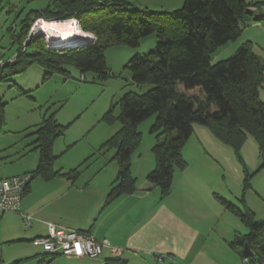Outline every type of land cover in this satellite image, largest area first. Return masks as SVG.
Instances as JSON below:
<instances>
[{
	"label": "trees",
	"instance_id": "obj_1",
	"mask_svg": "<svg viewBox=\"0 0 264 264\" xmlns=\"http://www.w3.org/2000/svg\"><path fill=\"white\" fill-rule=\"evenodd\" d=\"M129 4V0H52L44 8L29 11L22 18L19 31L12 34L19 45L16 58L0 70L9 65L14 71H22L38 64L44 68L43 81L56 73L73 77L74 70L84 79L86 73L93 72L87 81H104L111 75L105 55L109 47L136 46L140 38L156 32V48L144 55H133L127 65L134 83L153 86L143 93L127 91L102 117L107 123L120 124L100 147L113 150L112 159L119 164L108 200L136 190L131 162L142 138L138 125L154 114L157 117L152 131H158V141L152 151L156 166L148 179L161 188L163 195L170 192L175 170L187 165L183 147L195 123L206 125L233 148L244 167L245 194L251 189L253 172H249L241 150L249 136L256 140L263 158L261 167L264 166V100L260 95L264 59L253 50L251 41L215 63L211 53L237 39L247 23L264 21V0H185L182 7L172 11L132 8ZM41 17L77 19L81 28L95 33L96 38L77 47L52 46L43 34L29 36L33 22ZM186 90H197L199 96H190ZM4 106L0 102V132L6 123ZM65 129L66 125L56 119L55 110L35 126L33 149L39 153V160L35 169L28 172L32 177L51 179L63 175L73 180L80 175L83 164L66 172L54 167L57 156L53 145ZM220 200L249 228L246 234H236L230 246L242 254L247 242L254 252L247 264H264V221L256 219L244 195L240 197L241 205ZM52 257L46 254L45 259ZM108 264L124 262L111 257Z\"/></svg>",
	"mask_w": 264,
	"mask_h": 264
},
{
	"label": "crops",
	"instance_id": "obj_2",
	"mask_svg": "<svg viewBox=\"0 0 264 264\" xmlns=\"http://www.w3.org/2000/svg\"><path fill=\"white\" fill-rule=\"evenodd\" d=\"M1 1L0 56L7 60L16 58L19 45L12 34L19 31L23 17L14 18L9 22L10 15H1ZM127 53H124V58L132 54ZM75 72L73 77L56 73L49 80L43 81L44 68L38 64H31L22 71H14L9 65L0 70V102L5 103V125L6 105L26 97L38 102L39 96L35 93L34 84L40 88L58 75L55 79L65 85L72 81V78L81 79L80 74ZM87 78L86 75L85 79L80 81L86 82ZM35 79L38 83H35ZM53 94L58 95V91L55 89ZM107 108L103 103L98 104L95 113L83 120L70 138H66L67 133L64 132L61 138L55 140V169L66 172L83 164L82 172L73 180L63 175L51 179H45L41 175L31 178L20 205L21 211L34 216L30 226L25 225L24 217L20 213L0 212V264L109 263V247L104 248L98 257L57 255L46 260L44 248L35 244L34 238L47 234V222L88 231L99 238L109 239L114 246L124 249V264H247L248 259L244 257L243 252L239 253L229 242L236 234L248 233L249 228L220 200L223 198L238 205L242 204L240 197L238 202L230 201L221 195L220 189L226 185L229 176L225 163L227 151L234 153L236 157L233 148L219 140L212 132L206 131L203 140L198 141L199 148L192 145V157L196 161L195 156H199L196 166H192L190 155H185L187 165L175 170L170 192L163 195L161 188L148 179V174L156 166L152 148L158 141L157 135L156 139L149 135L146 142L143 144L142 141L132 156L131 170L136 178V190L108 200L109 192L118 176L119 164L112 159L113 150H100L101 145L118 130L115 131L114 126L117 122L107 123L102 119ZM56 112L58 111L55 110V116ZM27 114L25 110L19 111L17 120H21V117L25 119ZM48 114L46 110L33 116L35 123L25 129L28 130L26 136H31V141L27 143L24 138L15 142L18 143L16 145L20 147V152L25 151L26 145L30 146V150H34L35 126ZM56 119L63 125H70L65 123L64 120L70 118L64 113H60ZM194 125L196 132L198 126ZM92 135L94 137L90 140ZM1 136L2 133L0 152L5 153L9 143H3ZM83 140H88V143L81 146ZM257 150L259 153L258 144ZM183 153L185 154V149ZM38 160L39 156L37 164ZM261 160V163L257 160L259 165L252 170L251 189L243 194L245 172L241 163V181L235 183L238 187L241 186L240 196L244 195L245 203L255 212L256 219L264 221V166L261 167L263 158ZM37 164L19 170L16 175L31 172ZM202 167L205 168L204 171ZM199 202L205 204L202 211L194 205H199ZM216 202L221 204L218 210ZM178 206L181 209H178Z\"/></svg>",
	"mask_w": 264,
	"mask_h": 264
},
{
	"label": "rangeland",
	"instance_id": "obj_3",
	"mask_svg": "<svg viewBox=\"0 0 264 264\" xmlns=\"http://www.w3.org/2000/svg\"><path fill=\"white\" fill-rule=\"evenodd\" d=\"M51 1L52 0H2L1 15H10L11 17L8 20L9 22L14 18L21 19L22 17H25V15L30 10L46 7ZM184 1L185 0H129V2L131 3L129 5L132 8H149L152 10L172 11L182 7ZM262 9V13H264V8ZM255 12L257 11L255 10ZM91 33L94 36V40L96 35L93 32ZM158 40L159 38L157 36V33L153 32L140 38L139 43L136 46L117 44L109 47L106 50L105 55L111 75L104 81H101V83L99 84L91 83L89 81L83 82L80 81L81 79L75 80L72 78V81H69L68 83L63 85V83H60L55 79L58 76L56 75L54 79L45 83L40 88H37V84H34V88H36L35 93H37L39 96L38 102L33 101L31 97H26L23 99L14 100V103L6 105L7 125H5L3 131H1L0 133H2V142L9 143V147L6 149L5 153L4 151L0 152V177H10L12 175H16L17 173H19V170L26 167H33L37 164L36 162L39 153L37 151L35 152V150H30L29 145H26L24 152H20V147H18V145H16L18 143L15 142L19 140L22 141L24 138L27 143L31 141V136H26L28 130L25 129L30 127L31 124L35 123L36 120L33 118V116L40 114L41 111L46 112V110H48V113L50 114L52 111L57 110V117H59L60 113H64L67 117H69V120L64 121L66 124L70 123L69 126L68 124L66 125L65 129V134L67 133L66 138H70L71 134L77 130L79 124H81V122L88 118L92 113H95V108L98 106V104L103 103L105 107L108 106L109 108L112 103L118 102L121 96L127 91H137L143 93L150 89L153 86V84L151 83L137 85L133 82L132 72L130 68L127 67V65L133 55H144L149 53L150 51H153L156 48ZM248 41H251L253 50L258 55H261L264 59V21L247 23V25L243 29L242 34L237 39L231 40L228 43L219 46L213 53H211L212 62L215 63L217 61L230 57L238 51L240 46ZM89 42L90 41H88V43ZM59 47H63V45H59ZM126 52H128V55L132 53L131 56L124 58ZM75 71L76 70H74V72ZM75 74H77V72H75ZM86 74L88 76V79L93 76V72H88ZM34 81L35 83H38L36 79ZM75 82H81V84L78 85ZM55 89L58 91V95L56 96L53 94L55 92ZM179 89L185 90L182 86H180ZM186 91L190 96H199L197 90ZM9 95L10 93L6 96V98L9 97ZM260 95L264 100V82L260 87ZM22 110H25V113L28 114L25 119L21 117V120H17L19 111L22 112ZM119 111L120 108L117 104L116 112L119 113ZM80 117L81 119L79 120ZM156 117L157 115L154 114L139 123L138 129L143 137V140L141 138L140 145L142 144V141L143 144L144 142H146V140L149 138V135L156 139L158 131L155 130L151 132L152 125L156 121ZM195 124H197L196 126H198L196 132L194 131L192 133L183 147V152L185 149V154L183 153L184 157L186 158L187 154H189L190 159L192 160V166L194 167L196 166L199 156H195L197 158L196 161L192 157L194 156V154H191V152L193 151L192 145L194 144L197 146V148H199L198 141L203 140L204 135H206V131L212 132L206 125H199L200 123ZM114 126L116 131V129L120 127L119 122H117ZM20 129H22L21 132ZM93 137L94 135L90 137V140L93 139ZM13 142L15 143V145L12 144ZM87 143L88 140H83L81 146L86 145ZM241 155L245 163H247L246 165L249 169V172H252V170L255 169L254 167L256 165H259V163H261L262 161V157L259 155L257 150L256 140L252 137H249L247 139L244 147L241 150ZM225 157L227 173H229V176H227L226 185L220 187L222 192L221 195L226 197L230 201L238 202V198L241 197L240 195L242 189L241 186L238 187V184H236L235 181H237V183L241 181L240 174L241 172H243L242 167L240 162L237 161L238 158L234 156V153L227 151ZM257 160H260L259 163ZM201 169L203 171L205 170L204 167H202ZM243 175L244 174L242 173L241 176L243 177ZM194 205L199 211H202V208L205 206V204H201V202H199V205ZM220 205V203L216 202L217 210ZM177 208L181 209L180 206H178ZM247 231L248 230L246 229V232Z\"/></svg>",
	"mask_w": 264,
	"mask_h": 264
},
{
	"label": "built area",
	"instance_id": "obj_4",
	"mask_svg": "<svg viewBox=\"0 0 264 264\" xmlns=\"http://www.w3.org/2000/svg\"><path fill=\"white\" fill-rule=\"evenodd\" d=\"M42 19L44 18H38L33 22L29 36L39 34L38 28ZM46 40L52 46H79L75 43H68V41L63 43L59 42L61 40L50 39L47 35ZM14 58L5 60L0 56V68L8 62L13 61ZM81 79H84L83 74L81 75ZM31 178L32 174L28 172L10 177H0V212H17L22 214L26 226L32 224L34 216L31 213L21 211L20 205ZM34 243L42 246L48 256L98 257L106 247H109L111 257L122 258L124 253L122 247L114 246L107 238H99L91 232L73 229L54 222H47V234L35 237Z\"/></svg>",
	"mask_w": 264,
	"mask_h": 264
},
{
	"label": "bare ground",
	"instance_id": "obj_5",
	"mask_svg": "<svg viewBox=\"0 0 264 264\" xmlns=\"http://www.w3.org/2000/svg\"><path fill=\"white\" fill-rule=\"evenodd\" d=\"M38 29L39 34H46L53 40H61L59 42H66L65 40L72 39L70 42L76 43L94 37L90 32L84 31L79 25L77 19L74 18L67 20L42 19Z\"/></svg>",
	"mask_w": 264,
	"mask_h": 264
},
{
	"label": "water",
	"instance_id": "obj_6",
	"mask_svg": "<svg viewBox=\"0 0 264 264\" xmlns=\"http://www.w3.org/2000/svg\"><path fill=\"white\" fill-rule=\"evenodd\" d=\"M91 39L92 38H89L86 41L81 40V41L76 42L75 44H78L79 46L80 45H85V44H88V41L91 40ZM70 41H72V40H68V43H74V42H70ZM63 43H65V42H63ZM243 255H244V257L246 259H249V258L254 256V252L252 251V249L250 248V246H249V244L247 242L244 244Z\"/></svg>",
	"mask_w": 264,
	"mask_h": 264
},
{
	"label": "clouds",
	"instance_id": "obj_7",
	"mask_svg": "<svg viewBox=\"0 0 264 264\" xmlns=\"http://www.w3.org/2000/svg\"><path fill=\"white\" fill-rule=\"evenodd\" d=\"M77 21H78V20H77ZM78 23H79V22H78ZM79 25H80V24H79ZM41 34H43V33H41ZM43 35H44L45 38H46V35H45V34H43ZM95 38H96V37H95ZM95 38H94V39H95ZM92 40H93V38H92L91 40H89V41H92Z\"/></svg>",
	"mask_w": 264,
	"mask_h": 264
}]
</instances>
